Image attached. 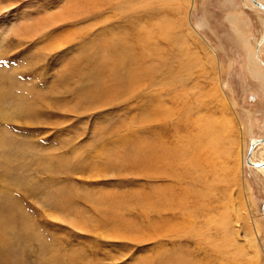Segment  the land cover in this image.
Instances as JSON below:
<instances>
[{
  "label": "rangeland",
  "instance_id": "obj_1",
  "mask_svg": "<svg viewBox=\"0 0 264 264\" xmlns=\"http://www.w3.org/2000/svg\"><path fill=\"white\" fill-rule=\"evenodd\" d=\"M149 1L0 0V264H264V11Z\"/></svg>",
  "mask_w": 264,
  "mask_h": 264
},
{
  "label": "bare ground",
  "instance_id": "obj_2",
  "mask_svg": "<svg viewBox=\"0 0 264 264\" xmlns=\"http://www.w3.org/2000/svg\"><path fill=\"white\" fill-rule=\"evenodd\" d=\"M168 1L169 0H152V1H149V3H148V5L149 4H158V6H160L161 7V5L162 6H164L165 4H167L168 3ZM257 1H259L260 3H262V4H264V0H257ZM247 2L249 3V4H251V5H253V6H255L253 3H252V1L251 0H247ZM256 8H258V9H260V10H263V9H261L260 7H258V6H255ZM149 8L150 9H152L153 8V6H149ZM169 8H171V10H173V14H175V11L178 9V8H173V7H169ZM264 11V10H263ZM76 13V12H75ZM150 16H152L153 15V13L151 12L150 14H149ZM150 18V17H149ZM150 26H156V27H158V29H157V32H156V35L154 36V39H155V41H156V43L153 45V47H152V44H151V40H150V38H151V35L150 34H152V32L153 31H155L154 30V28H152L151 27V29L147 32V30H144V31H146L147 33L143 36L141 33H143V31H141L140 29V35L137 37V39H138V42L140 43V46H141V44H143L144 45V39L143 38H145L147 41H149L148 43L150 44V45H146V47L147 48H149V49H151L153 52L155 51V53H156V56H154V57H157V56H159L160 54H159V52L157 51V49H158V46H159V44L161 45V43L162 42H165V43H167L168 41V37L170 36L171 38H172V40H173V45H174V49L176 50L177 48H179L178 49V51H176V53H177V56L178 57H176L177 58V61L176 62H178L177 64H175V66L173 67V65H168V66H166L165 67V71L163 72V73H161V75H160V77L162 76V75H164L163 76V78L165 79L166 78V80L167 79H169V78H172V79H181L182 77H183V74H184V70L185 69H187V55H188V51H187V49L185 48V45H186V37L188 36V34L190 35L191 33H190V28H189V24H188V22L187 21H185V32H184V34L179 30V28L178 27H176V26H174L173 25V22H172V18H166V19H163V20H160V21H158L157 23H155V24H153V25H151L150 24ZM147 28H148V26H147ZM190 29V30H189ZM264 35V34H263ZM123 36V35H122ZM121 36V38L123 39V37ZM142 36H143V38H142ZM116 38V37H115ZM120 38V37H119ZM120 38V39H121ZM117 39V38H116ZM116 39H113V40H116ZM125 39V38H124ZM264 39V38H263ZM127 40H129V39H127ZM120 43V42H119ZM122 43V42H121ZM99 44V43H98ZM116 44H118V43H116ZM168 44V43H167ZM260 44H262L263 45V47H262V51L264 50V40L262 41V43H260ZM116 46V45H115ZM102 47V46H101ZM160 47V46H159ZM55 48V47H54ZM145 48V47H144ZM259 48V47H258ZM174 50V51H175ZM103 51V50H102ZM152 51H149L150 53H152ZM124 54H126L125 53V51L123 50V48L121 49H116V51H115V55L116 56H120V57H122L123 58V56H124ZM94 55V54H93ZM151 59H155V58H151ZM101 61V60H100ZM99 63V62H98ZM163 63V62H162ZM261 65L262 64H264V61H262V60H260V62H259ZM99 66H100V64H99ZM113 71H115V69H112ZM112 75L114 76V77H117V72H113L112 73ZM120 75V74H119ZM119 75H118V77L117 78H119L120 79V77H124V76H120L119 77ZM110 77V76H109ZM125 79V78H124ZM115 80V79H114ZM118 80V79H117ZM121 80V79H120ZM116 81V80H115ZM119 81V80H118ZM122 81V80H121ZM115 83V82H114ZM115 86H116V84H115ZM115 88V87H114ZM116 89H118V88H116ZM154 96L155 97H152V100H150V105H151V110H150V113H149V115H148V117H147V119H151V118H157V119H162V117L164 118V117H166L165 115L166 114H168V113H166V112H164V110H163V103H161V104H157V101L155 102V100L157 99V95H155L154 94ZM150 99V98H149ZM213 137L214 138H216L217 137V133H216V130H214L213 131ZM211 142H213V140H211ZM147 143V142H146ZM254 143V142H253ZM260 144L256 147V149H254L253 150V152H252V154H251V157H249V159H250V161H252V163H254V164H263L264 163V142H259ZM139 144V143H138ZM145 144V143H144ZM258 144V143H257ZM152 145V144H151ZM139 146V145H138ZM147 146V145H146ZM143 148V147H142ZM153 149H154V147H153ZM154 152H155V150H154ZM161 152V153H160ZM159 153L160 154H158L161 158H163L165 161H166V163L168 162V163H173V162H177L178 163V161H180V156H181V153H180V150L179 149H175V150H173V151H170V152H167V151H164V150H161ZM148 156V155H147ZM150 157H152V156H150ZM191 158H194L195 159V161L194 162H192L190 159H189V162H191V163H195L196 162V160H197V155H195V156H193V157H191ZM157 159V158H156ZM155 160V159H154ZM153 160V161H154ZM158 160V159H157ZM156 160V161H157ZM154 165V164H153ZM157 165V164H156ZM155 165V166H156ZM248 166V165H247ZM159 167V166H158ZM254 169H256L257 171H259V172H261L262 174H264V166H259V167H255V166H252ZM159 169V168H158ZM154 170V169H153ZM157 171V170H156ZM161 172V174L163 173L162 172V170H160ZM165 172V171H164ZM165 173H167V172H165ZM216 173L217 174H220L219 173V171L217 170L216 171ZM169 174V173H168ZM171 174V173H170ZM175 174V173H174ZM171 175H173V174H171ZM168 176V175H167ZM159 200V199H158ZM262 211V210H261ZM263 214V215H262ZM262 216L264 217V213L262 212ZM172 261V260H171ZM174 262H175V260H174Z\"/></svg>",
  "mask_w": 264,
  "mask_h": 264
},
{
  "label": "water",
  "instance_id": "obj_3",
  "mask_svg": "<svg viewBox=\"0 0 264 264\" xmlns=\"http://www.w3.org/2000/svg\"><path fill=\"white\" fill-rule=\"evenodd\" d=\"M251 1H252V3H253L255 6H258V7H260L261 9L264 10V4L260 3V2L257 1V0H251ZM257 142H264V138L262 137V138L257 139ZM257 142L250 143L249 148H248V151H247V155H246V163H247L248 165H251V166H255V167H259V166H261V167H262V166H264V163H263V164H254V163H252V161H250V159H249V157H250V155H251V152H252V150H253V148H254V146L256 145ZM261 210H262V212L264 213V201H263V203H262Z\"/></svg>",
  "mask_w": 264,
  "mask_h": 264
},
{
  "label": "crops",
  "instance_id": "obj_4",
  "mask_svg": "<svg viewBox=\"0 0 264 264\" xmlns=\"http://www.w3.org/2000/svg\"><path fill=\"white\" fill-rule=\"evenodd\" d=\"M261 45V44H260ZM262 47H263V45H262Z\"/></svg>",
  "mask_w": 264,
  "mask_h": 264
},
{
  "label": "flooded vegetation",
  "instance_id": "obj_5",
  "mask_svg": "<svg viewBox=\"0 0 264 264\" xmlns=\"http://www.w3.org/2000/svg\"><path fill=\"white\" fill-rule=\"evenodd\" d=\"M261 214H262V212H261ZM263 215V214H262Z\"/></svg>",
  "mask_w": 264,
  "mask_h": 264
}]
</instances>
